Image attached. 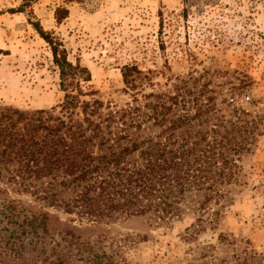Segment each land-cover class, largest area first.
I'll return each instance as SVG.
<instances>
[{"label":"trees","instance_id":"16d2710c","mask_svg":"<svg viewBox=\"0 0 264 264\" xmlns=\"http://www.w3.org/2000/svg\"><path fill=\"white\" fill-rule=\"evenodd\" d=\"M35 1L24 0L17 12ZM68 14L59 9L57 21ZM32 25L51 47L65 97L50 111L0 113V264H127L117 259L127 241L102 233L93 243L65 227L52 234L47 209L92 227L135 217L154 227L188 219L186 241L218 223L243 156L262 136L257 117L230 103L226 115V100L219 103L193 74L156 90L151 72L137 65L122 70L126 106L82 100L96 95L82 88L89 70ZM13 193L32 195L41 207L25 206ZM220 239L228 251L217 255L209 246L190 264H264V253L248 241Z\"/></svg>","mask_w":264,"mask_h":264},{"label":"rangeland","instance_id":"374dc122","mask_svg":"<svg viewBox=\"0 0 264 264\" xmlns=\"http://www.w3.org/2000/svg\"><path fill=\"white\" fill-rule=\"evenodd\" d=\"M23 3L0 0V113L50 111L64 101L51 47L32 25L38 23L71 63L89 70L91 81L82 88L96 95L82 100L126 106L131 97L122 70L130 65L150 71L156 90L193 74L219 103L226 100V115L230 103L257 117L262 134L243 156L218 223L191 241L184 239L188 219L154 227L135 217L92 227L47 209L51 233L65 227L93 243L102 233L108 241H127L117 256L127 264H190L209 246L222 255L220 236L264 253V0H37L17 12ZM59 9L69 13L61 22ZM12 196L35 211L41 207L32 195Z\"/></svg>","mask_w":264,"mask_h":264}]
</instances>
